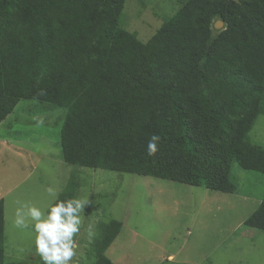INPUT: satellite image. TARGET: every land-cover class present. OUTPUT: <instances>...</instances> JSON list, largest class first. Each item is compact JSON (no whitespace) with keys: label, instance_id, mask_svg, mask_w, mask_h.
I'll use <instances>...</instances> for the list:
<instances>
[{"label":"trees","instance_id":"trees-1","mask_svg":"<svg viewBox=\"0 0 264 264\" xmlns=\"http://www.w3.org/2000/svg\"><path fill=\"white\" fill-rule=\"evenodd\" d=\"M125 2L0 0V123L22 100L64 109L60 158L72 167L223 194L235 192L233 163L264 174L248 137L264 115V0H184L145 44L118 26ZM244 225L264 232V197ZM121 227L99 224L92 264H113L104 254ZM4 243L0 200V264Z\"/></svg>","mask_w":264,"mask_h":264},{"label":"rangeland","instance_id":"rangeland-1","mask_svg":"<svg viewBox=\"0 0 264 264\" xmlns=\"http://www.w3.org/2000/svg\"><path fill=\"white\" fill-rule=\"evenodd\" d=\"M183 2L126 0L118 26L145 44ZM222 27L214 26L213 37ZM46 110L36 101L22 100L0 125L3 264H43L35 253L33 228L14 225L17 202L45 207L55 202L45 189L53 186L61 193L70 180L76 184L75 198L90 201L73 264H92L97 228L109 220L122 226L104 254L113 264H264V232L244 225L264 197V174L233 163L235 192L223 194L154 177L67 166L59 145L65 110ZM39 117L44 124L37 127ZM248 137L264 150V115L257 117ZM5 138L20 141L24 151L10 152L1 144Z\"/></svg>","mask_w":264,"mask_h":264},{"label":"clouds","instance_id":"clouds-1","mask_svg":"<svg viewBox=\"0 0 264 264\" xmlns=\"http://www.w3.org/2000/svg\"><path fill=\"white\" fill-rule=\"evenodd\" d=\"M43 91L39 95H43ZM42 117L36 118V126H43ZM160 137L153 134L147 144L148 156L159 151ZM55 203L37 207L30 202H17L14 225L18 229L32 227L35 232V253L43 264H73L77 256L78 241L83 223V210L90 203L86 198L59 199V190L53 186L45 189ZM47 209V210H45Z\"/></svg>","mask_w":264,"mask_h":264},{"label":"crops","instance_id":"crops-1","mask_svg":"<svg viewBox=\"0 0 264 264\" xmlns=\"http://www.w3.org/2000/svg\"><path fill=\"white\" fill-rule=\"evenodd\" d=\"M21 102V101H20ZM19 102V103H20ZM18 103V104H19ZM12 114V113H11ZM10 114V115H11ZM9 115V116H10ZM9 116H7L1 123H0V125L2 124V123H4V121L9 117ZM52 116L55 118V116H54V114H52ZM56 119H59L58 117L56 118ZM56 119L53 121V122H56ZM47 125V124H46ZM55 125H56V123H55ZM1 144L2 145H4V147L5 148H7V149H9V151L10 152H22V151H24L23 150V146L21 145V142L19 141L18 143H15V142H13V141H10V140H7L6 138L5 139H3L2 141H1ZM22 146V147H21ZM0 200L3 202V207H4V200H3V198H1L0 197Z\"/></svg>","mask_w":264,"mask_h":264},{"label":"water","instance_id":"water-1","mask_svg":"<svg viewBox=\"0 0 264 264\" xmlns=\"http://www.w3.org/2000/svg\"><path fill=\"white\" fill-rule=\"evenodd\" d=\"M217 26H220V27H221V26H222V23H221V22H217V23H216V27H217Z\"/></svg>","mask_w":264,"mask_h":264},{"label":"bare ground","instance_id":"bare-ground-1","mask_svg":"<svg viewBox=\"0 0 264 264\" xmlns=\"http://www.w3.org/2000/svg\"><path fill=\"white\" fill-rule=\"evenodd\" d=\"M67 110V109H66ZM63 127V126H62ZM62 130V129H61ZM60 151V150H59ZM96 168V167H95Z\"/></svg>","mask_w":264,"mask_h":264}]
</instances>
